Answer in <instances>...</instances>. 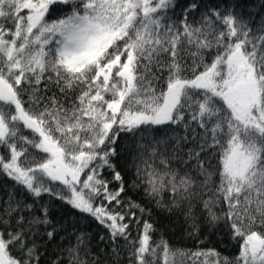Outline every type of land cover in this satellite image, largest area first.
<instances>
[{"label":"snow or ice","instance_id":"6c2138e0","mask_svg":"<svg viewBox=\"0 0 264 264\" xmlns=\"http://www.w3.org/2000/svg\"><path fill=\"white\" fill-rule=\"evenodd\" d=\"M70 2L73 7L65 17L47 18L54 6ZM172 4L0 0V171L32 197H57L95 218L109 230L113 243L119 238L130 242L129 264H160L159 250L163 264H169L172 250L163 241L152 245V225L135 211L143 215L149 210L121 199L124 177L110 161L121 133L151 129L159 135L157 126H165L167 135L172 125L183 124L193 142L199 139V151L190 149L185 160L153 148L150 155L160 156L163 171L151 165L137 168L146 194L168 190L177 207L176 196L191 202L198 196L196 180L189 173L177 179L171 161L190 166L202 177L200 188L208 196L203 208L210 221L227 220L233 238L242 241L234 262H221L214 250L194 255L205 257L204 264H264V35L254 36L231 11H211L200 26L188 24L186 18L180 25L166 23L163 13ZM197 8L193 3L189 10ZM191 48L195 51L188 52ZM181 52L191 56V64L182 62ZM50 86L66 100L72 94L68 107L55 95H41ZM192 124L203 130L198 137ZM181 139L188 136L177 138V143ZM209 152L207 163L211 166L216 158L218 172L209 171L201 159ZM104 169L111 170V181L103 178ZM217 174L219 184L213 189L210 184ZM112 183L118 187L112 188ZM34 203L9 204L5 215L32 212ZM220 204L226 211L217 216L213 208ZM192 207L185 216L193 218L198 232ZM39 211L43 218L19 215L14 225L0 217V264H38L36 246H28L24 225H48L47 207ZM133 223L137 228L143 224L135 241ZM54 235V229L47 232L49 238ZM83 242V237L77 238L78 246ZM17 251L18 257L13 255ZM68 252V264H87L78 247Z\"/></svg>","mask_w":264,"mask_h":264},{"label":"trees","instance_id":"16d2710c","mask_svg":"<svg viewBox=\"0 0 264 264\" xmlns=\"http://www.w3.org/2000/svg\"><path fill=\"white\" fill-rule=\"evenodd\" d=\"M193 3L198 5L196 10H189ZM73 4L70 2L67 5L59 4L54 6L52 14L47 18L56 20L65 17L72 10ZM186 10L188 11L185 16ZM211 11H219L227 14L233 12L238 20H243L247 24L254 36L264 35L261 29H264V0H173L172 6L164 11V15L168 17L165 22L175 23L180 25L186 18L187 23L194 26H200L205 15ZM219 27V25H217ZM188 52L195 51L194 48L188 49ZM183 63H192V58L186 52H181ZM209 57L205 54V61ZM152 72L160 74L156 67L152 68ZM166 75V72L163 73ZM43 88V84L40 86ZM47 93L41 92V95L51 97L55 95L65 107L69 106V102L74 99L71 93L68 94L67 100L64 95L59 93L55 87H51ZM28 99L27 96L24 97ZM27 107V105H26ZM161 128V134L157 135L151 129L147 132H137L135 134L121 133L114 145L116 155L111 158V163L116 166V170L121 172L124 177L126 191L121 199L131 200L141 207L147 208L149 211L141 215L139 210L136 215L141 217V220H147L152 225L150 231L151 243L153 246L166 242L172 250V255L169 257V264H204L205 257L194 255L197 252H206L214 250L218 253L221 262L225 258L228 261H235V258L240 253V245L242 241L239 238H233L232 230L229 223L225 219H219L216 222H211L208 213L203 208V200L208 199L201 191L202 177H198L195 170L190 166H184L171 161V168L178 170V177L189 173L196 180L194 191L198 193L197 198L191 200H181L179 196L175 200L179 206L173 204V195L170 191L165 190L157 196L146 194V183L137 177V168L144 169L151 165L163 171L159 163L160 156L153 158L150 154L155 148L157 153L163 154L169 158L175 156L187 160V152L190 149L199 151V139L196 142L192 141V133L186 132L183 124L172 125L167 129V135H164L165 126H157ZM192 128L196 129L197 137L202 133V129L192 124ZM24 135H28V130H23ZM188 136L187 140L181 139L177 143V138ZM155 141H164L163 143H155ZM4 149L0 148V153ZM212 153L201 154V159L205 160V167L209 171L218 172V161L216 158L211 159V166L207 163ZM148 162V165L144 163ZM191 164H195L192 161ZM103 178L111 181V170L104 169L102 172ZM144 173H141L143 176ZM133 181L135 185L133 186ZM56 183V191H60L61 186ZM219 184V175H215L210 184L211 188H215ZM47 186V185H46ZM112 188L118 187V184L112 183ZM204 191H207L206 189ZM32 204L34 201V211L14 212L11 217L6 216L5 212L9 208L16 207V202ZM157 201L160 203L157 204ZM47 207V219L50 221L48 225L36 224L29 228L25 224L24 228L27 232L26 241L28 246L33 244L36 246V253L39 256L38 264H53L54 261L60 259L63 264H68V250L74 247L79 248V256L82 260H86L87 264H93L95 259L96 264H129V254L133 250L132 244L126 242L123 238H119L112 242L109 236V230L101 225L95 218L88 214L81 213L74 209L70 204L60 200L57 197L44 194L42 198L32 197L31 194L17 184L12 178L8 177L3 171H0V217L9 219L13 225L19 215H24L26 219H31L33 216H40V207ZM190 206L192 207L193 217L199 231H194L192 224L193 218H186L185 213ZM217 216H222L226 211L224 204L217 205L213 208ZM55 230V235L52 238L47 236V232ZM11 230V229H10ZM143 224L137 228L135 223L132 225L131 240L135 241L142 233ZM83 237V244L77 245V238ZM101 237L104 239L101 240ZM115 248V252L113 249ZM13 255L19 256L20 253L13 252ZM158 259L160 264H163L162 250H159Z\"/></svg>","mask_w":264,"mask_h":264}]
</instances>
